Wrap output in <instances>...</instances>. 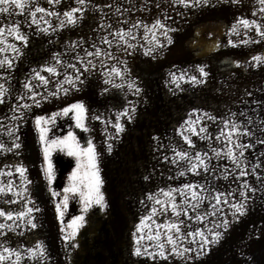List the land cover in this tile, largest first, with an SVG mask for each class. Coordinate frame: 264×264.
Listing matches in <instances>:
<instances>
[{
    "label": "snow or ice",
    "instance_id": "1",
    "mask_svg": "<svg viewBox=\"0 0 264 264\" xmlns=\"http://www.w3.org/2000/svg\"><path fill=\"white\" fill-rule=\"evenodd\" d=\"M165 8L174 9L181 18L189 13L212 10L232 12L235 23L231 24L228 34L241 38L239 41L230 39L226 46H264V0H167L166 4L162 0H140L136 5L132 0H124L123 4L110 0H44L43 4L41 0H0V53L5 54L0 58V81H3L0 82V137H7V140L0 139V264H51L52 261L49 245L37 238L43 224L36 213L43 210L33 198V181L24 163L26 134L23 129L30 121L38 133L43 159L40 169L46 188L42 191L53 203L66 262H70L71 253L80 248L77 237L88 223L89 212L96 208L109 212L110 204L102 191L105 182L96 145L88 138L81 145L72 129L90 133L93 128L89 122H99L106 151L109 154L113 151L112 142L126 132L127 126L137 118L139 104L146 102L145 87L130 65V59L144 57L146 63L161 60L175 43L173 34L181 31L179 26H174L178 25L176 17ZM245 10L251 18L245 17ZM237 12L240 15H236ZM135 13L141 14L139 18ZM85 28L87 31H83ZM73 30H77L78 39L62 35ZM36 37L46 39L51 45H61L63 51H51L48 60L40 67H30L21 80L16 75L17 70L31 52ZM9 38L15 42H10ZM220 47V43L214 41L209 51ZM9 52L13 54L11 57L7 55ZM233 63L238 69L244 67L238 61ZM247 67L264 69V54L252 55ZM211 75L206 63L193 65L191 69L174 66L167 71L164 83L175 95L177 90H184L182 83L205 86ZM14 79L20 84L15 95ZM96 87L100 88L98 95L106 100L109 97L116 100L117 94L122 95L123 100L105 108L104 112H93L83 98L63 103L56 111L36 112L46 104L67 101L70 96L87 94ZM246 95L253 93L246 90ZM254 103L264 106V99ZM219 115L200 109L190 112L175 130L187 147H169L161 137H151L154 151L161 153L158 162L173 165L178 170L177 175L168 176V180L191 175L199 177L203 183L181 180L178 187L146 192L144 198L138 200L146 214L139 217V224L134 225L132 233L134 245L130 255L137 258L134 264H202L234 226L250 215L257 201L264 208V175L257 171L264 165L260 160L264 152L249 171L250 161L245 154L255 145L242 141L255 132L243 122L218 119ZM240 116L246 114L240 112ZM246 119L249 125L253 123L251 117ZM5 120L12 123L5 124ZM62 120L67 122L69 130L64 136L55 135L54 130H64V125L59 123ZM260 123L264 124V120ZM220 124L223 127H219ZM210 125H217L218 134L210 132ZM198 141L206 142L205 146L198 147ZM216 142L224 147H214ZM255 144L264 145V139H256ZM53 151L76 160L67 184L59 190L53 187L57 179ZM224 160L231 161L237 171L222 164ZM249 176L254 177L253 182L247 179ZM152 178V172L142 176L145 182ZM70 200L80 205V214L66 224ZM12 205L18 207L14 209ZM169 215L174 218L157 222V218ZM193 220L204 226L193 227L190 223ZM206 220L211 227L205 224ZM26 234H31L33 239L29 241ZM18 237L25 239L17 241ZM241 264H254V260L244 256Z\"/></svg>",
    "mask_w": 264,
    "mask_h": 264
},
{
    "label": "crops",
    "instance_id": "2",
    "mask_svg": "<svg viewBox=\"0 0 264 264\" xmlns=\"http://www.w3.org/2000/svg\"><path fill=\"white\" fill-rule=\"evenodd\" d=\"M236 15H240V13L237 12ZM244 15L246 18H251L247 10ZM17 19L22 20L23 18ZM178 23L184 25L180 27L181 31L173 34L175 43L170 50L166 51L161 60L146 63L147 58L144 57H140L141 61L130 59V65L145 87L146 102L139 104L137 118L127 126L126 132L121 134L120 139L112 142L113 151L110 154L106 151L105 137L99 122L94 120L89 122L93 128L90 133L72 129L76 132L81 145L85 144L86 138L92 139L96 145L101 177L105 182L102 191L110 204V209L107 213L98 208L89 212L88 223L81 229L83 234H79L77 237L80 248L71 253L70 262L65 261V245L59 239L53 203L42 191L46 188V184L40 169L43 159L40 155L38 133L34 130L31 121L24 127L23 130L26 134L24 163L29 167V178L33 181V198L37 200V203L38 200L40 201L38 204L43 210L36 215L37 217L44 215V221L41 216L38 218L43 224V227L39 229L42 230V233L38 237H42L49 245V251L52 254L51 264H134L137 258L130 255L134 245L132 233L135 231L134 225L139 224V217L146 214V210L138 203V200L143 199L146 192H158L160 188L167 190L169 186L178 187L181 180L203 183L199 177L194 178L191 175L174 181L168 180L167 177L177 175L178 170L173 165H162L158 162L161 153L154 151L155 144L151 139L152 136H159L162 142L169 147H187L175 130L183 124L184 120L188 118V114L194 109L208 111L213 115L220 114L218 119L223 117L224 119L231 118L236 123L243 122L255 132L251 138H242L244 143L255 145L254 149H250L245 154L250 161L248 163L249 171L258 162L257 157L260 156V153L264 152V145L255 144L256 139H264V124L260 123L261 120H264V106L254 103L255 100L264 99V69L247 67V61L251 60L252 55L264 54V46L249 45L239 48L226 46L230 39L239 41L241 38L228 34L231 24L235 23L232 12L212 10L210 18H187V21ZM188 23H194L195 32L200 31L201 26H204V29L200 31L201 43H207L209 40V45L212 46L214 41H218L221 47L218 50L205 51L204 53H196V50L194 53L187 51L189 46L196 45L197 47L199 40L198 35L194 34L196 44L189 43L193 37L187 33ZM83 31H87V29L85 28ZM204 31H207L208 34L203 35ZM62 35L72 36L73 39L79 38L77 30ZM89 35L91 36V34ZM9 40L15 42L11 38ZM85 46L87 47V45ZM51 51H63V48L59 44H49L46 39L34 38L31 52L18 68L16 75L22 80L30 67H40L48 60ZM3 55L5 54L0 53V58ZM7 55L11 57L13 54L9 52ZM233 61H238L244 67L236 68ZM205 63L209 65L212 74L207 85L194 87L182 83L183 91L177 90L175 95L169 92L164 81L170 68L179 66L191 69L193 65ZM221 81H223V86ZM12 86L15 95V90L20 88V84L14 79ZM246 90L251 91L253 95L247 96ZM99 91L100 88L96 87L88 90L87 94L79 93L70 96L67 101L46 104L44 109H36V112L40 114L45 111H56L57 107L63 103L74 102L79 98H83L91 106L93 112H104L105 108H111L113 104L123 100V96L119 94H117L116 100L111 97L106 100L105 97L98 95ZM15 102V100L12 101L13 104ZM240 112H244L246 116H240ZM232 113H236V116L233 117ZM246 117H251L253 123L249 125ZM4 123L11 124L12 122L5 120ZM59 123L64 125V130H54V134L64 136L69 130L67 122L62 120ZM219 127H223V124H220ZM108 131L111 132V128ZM218 131L217 125H210V132L213 135L218 134ZM0 139L7 140V137H0ZM205 143L197 142L198 147L201 148L205 146ZM213 146L223 148L224 144L216 142ZM167 154L172 155L170 151ZM52 160L56 166L57 175L53 187L58 190L59 184H67L68 176L76 167V160L60 151H53ZM260 160L264 161V157H260ZM221 163L227 165L232 171H237L231 161L224 160ZM257 171L264 175V165ZM149 172L153 173V178L149 182L143 181L142 176ZM15 179L19 184V178ZM247 179L250 182L254 181L252 176ZM46 204H52V206L46 208ZM259 205L260 202L257 201L253 205L250 215L234 226L227 238L204 258L202 264H241L244 256L252 257L254 264H264V208ZM11 207L15 209L18 206L12 205ZM157 207L159 206L157 205ZM79 208L80 205L69 207L66 215H79ZM47 213L53 216L55 223L46 222L45 215ZM173 218L171 215L159 217L157 222L164 223ZM190 223L193 224V227L204 226L197 224L195 220ZM205 224L211 227L210 224H207V220ZM28 236L31 240L33 239L31 234Z\"/></svg>",
    "mask_w": 264,
    "mask_h": 264
},
{
    "label": "rangeland",
    "instance_id": "3",
    "mask_svg": "<svg viewBox=\"0 0 264 264\" xmlns=\"http://www.w3.org/2000/svg\"><path fill=\"white\" fill-rule=\"evenodd\" d=\"M110 2H113V3L119 2V3H122L123 4L124 3V0H110ZM158 2H161V0H158ZM162 2L164 4H166L167 3V0H162ZM41 3L43 4L44 3V0H41ZM138 3H140V0H132V4L133 5H136ZM45 6H47V5H45ZM125 6L128 7L130 5L125 4ZM164 10L165 11H169L172 16L176 17V19H177L178 22L179 21H184V20L187 21V18H189V19H192V18H210V11H204L202 13L198 12V13H196L194 15L191 14V13H189L186 18H181V17H179V16L176 15V11L174 9L173 10H170V9L165 8ZM156 14L159 15V12L157 11ZM140 15H141L140 13H135V16L137 18H139ZM144 15L148 16V14H144ZM17 18H23V17H17ZM148 18H152V17L151 16H148ZM113 19H115L114 16H113ZM188 22H190V21H188ZM183 25H184L183 23H178V25H174V26L183 27ZM193 26H194V23H188V26H187V33H189L190 36L193 37V38H191V40L189 41V43L196 44L194 34L197 35V33H199V35H198V37H199L198 46L197 47H196V45L189 46V47H187V51H189V52L191 51L193 53H194L195 50H196V53H199V52L204 53L205 51H209V49L212 48V46L209 45V40H207V43H201V40H200L201 37H202L201 34H200V31H202L204 29V26H201V28L199 27L200 28L199 29L200 31H197V32H195V30L193 29ZM205 34H208V32L207 31H204L203 32V35H205ZM195 47H196V49H195ZM138 60L141 61L140 58ZM64 185H66V184H59L58 185V190L60 189V187H62ZM39 202L40 201L38 200V203ZM42 202H43V200H42ZM75 205H79V204L75 200H70L69 207H72V206H75ZM51 206H52V204H46V208H50ZM46 210H48V209H46ZM74 215L75 214L65 215V223L67 224ZM40 216L41 215H39L38 218H40ZM45 216H46V222L47 223H55V220H53V216H51L49 213H47ZM41 218L44 221V215L43 214H42ZM22 223L23 222H21V225H22ZM57 223H58V221H57ZM38 233H39L38 235H40L42 233V230H38ZM48 234H49V232H48ZM81 234H83V231L82 230H80V235ZM26 237H27V239L29 241H31V238L28 236V234H26ZM37 238L38 239H42V237L41 238L37 237ZM16 239H17V241H20V240H24L25 237H18Z\"/></svg>",
    "mask_w": 264,
    "mask_h": 264
}]
</instances>
